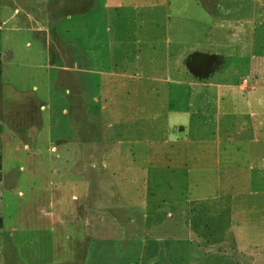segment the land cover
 Wrapping results in <instances>:
<instances>
[{
    "label": "rangeland",
    "instance_id": "374dc122",
    "mask_svg": "<svg viewBox=\"0 0 264 264\" xmlns=\"http://www.w3.org/2000/svg\"><path fill=\"white\" fill-rule=\"evenodd\" d=\"M221 1L218 15L246 7ZM252 2L205 64L181 29L193 0H0V264H264L235 245L227 197L198 199L186 155L208 70L222 73V134L264 113Z\"/></svg>",
    "mask_w": 264,
    "mask_h": 264
},
{
    "label": "crops",
    "instance_id": "0c3cea01",
    "mask_svg": "<svg viewBox=\"0 0 264 264\" xmlns=\"http://www.w3.org/2000/svg\"><path fill=\"white\" fill-rule=\"evenodd\" d=\"M228 3L227 5L233 6V8L238 6L241 10L242 5L246 7L241 14H237L236 11H231L228 14V10H226V14L218 15L216 11L221 8V0H193V12L191 14L182 12L183 35L185 36V30H187L188 44L201 47L198 48V51L201 49L202 52L199 53L202 56L200 57L204 58L205 64L208 61L214 62V59L220 55L218 47L221 42L220 29L222 25L230 28L238 18L244 19V22L252 20V0H234V2ZM226 35V41L228 39L230 41L231 34ZM187 75L190 74L187 72ZM221 76L220 71L212 68L195 81L196 84L193 88L195 93H198V101L194 106L204 110L207 116H203L206 118L201 119L200 111L197 113L195 151L191 150L188 145L186 155L196 158V195L198 199L206 201L217 199L222 195L227 197L230 204V220L233 221L231 228L235 245L252 252L257 249L263 251L264 113L256 112L255 121L252 120L248 125L244 124L243 126L241 123L240 127H244L242 134L231 136L230 131H225L222 134V122L213 117L216 110H219L222 105L221 101L216 100L217 96L214 97L216 93L221 92V84L218 83ZM188 85L193 84L189 83ZM189 90L187 100L182 93L184 101L182 114L186 116L183 127L187 130L186 141L190 144L194 141L190 136V130L194 125L191 109L194 106L190 96L192 92ZM254 96L251 97L255 98ZM259 98H255V101ZM190 100H192V104ZM226 125V128L232 126L229 122ZM237 125L233 123V127ZM245 126H248V129Z\"/></svg>",
    "mask_w": 264,
    "mask_h": 264
}]
</instances>
